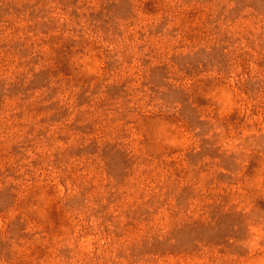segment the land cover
Wrapping results in <instances>:
<instances>
[{"label": "rangeland", "instance_id": "obj_1", "mask_svg": "<svg viewBox=\"0 0 264 264\" xmlns=\"http://www.w3.org/2000/svg\"><path fill=\"white\" fill-rule=\"evenodd\" d=\"M0 264H264V0H0Z\"/></svg>", "mask_w": 264, "mask_h": 264}]
</instances>
